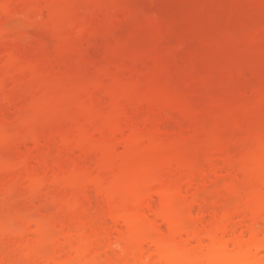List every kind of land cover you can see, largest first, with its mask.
<instances>
[{"label": "rangeland", "instance_id": "rangeland-1", "mask_svg": "<svg viewBox=\"0 0 264 264\" xmlns=\"http://www.w3.org/2000/svg\"><path fill=\"white\" fill-rule=\"evenodd\" d=\"M256 231L264 0H0V264H197Z\"/></svg>", "mask_w": 264, "mask_h": 264}, {"label": "bare ground", "instance_id": "bare-ground-1", "mask_svg": "<svg viewBox=\"0 0 264 264\" xmlns=\"http://www.w3.org/2000/svg\"><path fill=\"white\" fill-rule=\"evenodd\" d=\"M259 232L260 231H258V232L256 231V234L254 235V238L252 240L247 241L246 243H242L241 244V242L240 243L238 242L237 243L238 246H237V244L233 245L230 242L231 239L230 240H226L227 238L218 240L217 242L216 241L208 242V243L199 242L200 247L198 248V252L194 254L192 252H196L195 250H193L192 252H189L190 251L189 250L188 252L190 254H188V255L194 254V258H195L194 260H195V262L197 264H199V263L200 264H261L260 254H261L262 251H264V234H263L264 232H262V233L261 232L259 233ZM194 233H195V231H194ZM194 233L192 232V235ZM194 235H196V233ZM194 235H193V237H196ZM190 236H191V234H190ZM198 237H199V235H198ZM188 239H190V238H186V240H188ZM194 240H195V238H194ZM185 242H187V241H185ZM234 242L236 243V241H234ZM187 243H189V242H187ZM184 246L188 247L186 245H184ZM192 246H194V245H190V247H192ZM154 248L157 250L156 251L154 249L156 251V253H155V251H153L154 254L158 253L157 255H159V256L161 255V258L159 257V259L160 260L162 259L161 261L164 263L163 260L166 259L165 258L166 255L164 257L161 254L162 253L161 251L164 250V249L162 248V250L160 251L155 246H154ZM165 251H168V250H165ZM174 251H175V249H174ZM174 251L170 254L172 256L171 258H169L170 256H167L169 258V260L167 258L166 261L169 262V263L165 262L166 264H170L171 259L173 260ZM153 252H149L150 255H152ZM175 253H176V251H175ZM145 254H144V256H145ZM165 254H167V253L165 252ZM178 254H180V253L178 252ZM150 255L148 254L147 256L149 257ZM188 255L184 256L185 259L186 258L190 259L191 256L189 257ZM175 256L176 255L174 254V257ZM175 258H177V257H175ZM175 261L178 262V260H175ZM173 262L174 261H172L171 264L175 263V262L174 263ZM191 263L192 262L190 261V264ZM185 264H189V263H185Z\"/></svg>", "mask_w": 264, "mask_h": 264}]
</instances>
